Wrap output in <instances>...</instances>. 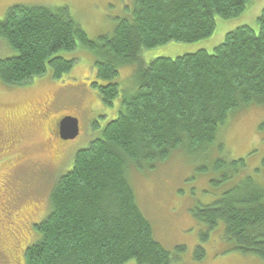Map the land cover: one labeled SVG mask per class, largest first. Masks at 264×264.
Here are the masks:
<instances>
[{
	"label": "trees",
	"instance_id": "obj_1",
	"mask_svg": "<svg viewBox=\"0 0 264 264\" xmlns=\"http://www.w3.org/2000/svg\"><path fill=\"white\" fill-rule=\"evenodd\" d=\"M252 2L134 0L132 19H121L112 35L96 41L66 8L16 5L0 19V38L18 52L0 59V80L8 86L32 83L49 71L59 80L75 61L58 54L85 48L96 56L91 85L102 103L113 108L121 94L115 83L120 69L138 65L135 91L122 97L119 116L76 154L72 170L55 182L52 211L34 225L41 238L26 249V264H173L137 204L128 172L164 162L182 147L196 153L215 145L234 114L264 107V9L258 31L241 26L212 54L200 50L149 64L141 54L172 42L205 40L216 29V17L236 18ZM225 166L237 170L245 160H218L215 168ZM193 216L209 231L222 223L237 250L264 260V187L253 177L213 204L196 208ZM200 238L196 261L206 256L208 235Z\"/></svg>",
	"mask_w": 264,
	"mask_h": 264
},
{
	"label": "rangeland",
	"instance_id": "obj_2",
	"mask_svg": "<svg viewBox=\"0 0 264 264\" xmlns=\"http://www.w3.org/2000/svg\"><path fill=\"white\" fill-rule=\"evenodd\" d=\"M16 5L66 8L96 41L112 35L121 19H132L135 4L134 0H0V19ZM263 9L264 0H253L236 18L216 17L211 37L145 50L141 60L149 64L157 58L175 59L200 50L212 54L229 32L241 26L258 31ZM17 55L0 38V59ZM58 55L75 61L73 70L59 80L52 78L51 71L22 86H8L0 80V264H26V249L41 238L34 225L52 211L55 182L72 170L76 154L100 138L106 125L119 116L122 97L135 91L138 65L122 67L115 80L121 94L113 108L108 107L91 85L96 80V56L85 48ZM64 117L78 120L77 138L62 141L53 132L54 124ZM262 124L264 107H249L228 120L215 145L196 153L182 147L164 162L129 170L137 204L151 223L156 240L172 254L173 264H264L261 258L237 250L235 243L226 239L222 223L209 231L193 216L196 208L218 201L247 177L264 187ZM239 159L245 160V166L237 170L215 168L218 160L228 164ZM203 233L208 235L203 244L206 256L196 261L194 252ZM180 247L184 251L178 252Z\"/></svg>",
	"mask_w": 264,
	"mask_h": 264
},
{
	"label": "water",
	"instance_id": "obj_3",
	"mask_svg": "<svg viewBox=\"0 0 264 264\" xmlns=\"http://www.w3.org/2000/svg\"><path fill=\"white\" fill-rule=\"evenodd\" d=\"M59 129L62 140L68 141L75 139L79 135L78 120L72 117H66L60 122Z\"/></svg>",
	"mask_w": 264,
	"mask_h": 264
},
{
	"label": "flooded vegetation",
	"instance_id": "obj_4",
	"mask_svg": "<svg viewBox=\"0 0 264 264\" xmlns=\"http://www.w3.org/2000/svg\"><path fill=\"white\" fill-rule=\"evenodd\" d=\"M61 120L62 119H60L58 122H56L55 124H54V131L53 132H55V135H57L58 136V138L60 139V136H59V123L61 122Z\"/></svg>",
	"mask_w": 264,
	"mask_h": 264
},
{
	"label": "bare ground",
	"instance_id": "obj_5",
	"mask_svg": "<svg viewBox=\"0 0 264 264\" xmlns=\"http://www.w3.org/2000/svg\"><path fill=\"white\" fill-rule=\"evenodd\" d=\"M218 188V187H217Z\"/></svg>",
	"mask_w": 264,
	"mask_h": 264
}]
</instances>
